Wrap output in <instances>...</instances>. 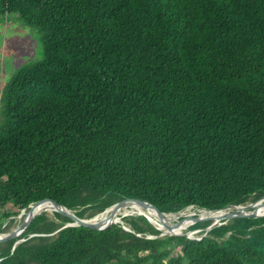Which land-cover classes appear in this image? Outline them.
I'll list each match as a JSON object with an SVG mask.
<instances>
[{
    "label": "trees",
    "instance_id": "trees-1",
    "mask_svg": "<svg viewBox=\"0 0 264 264\" xmlns=\"http://www.w3.org/2000/svg\"><path fill=\"white\" fill-rule=\"evenodd\" d=\"M0 8L42 31L44 49L4 93L0 233L45 198L93 217L126 198L177 212L264 195V0H0ZM54 214L1 242L0 264H264V216L198 239L148 238L161 231L145 215L123 217L131 230H95L62 228L72 219Z\"/></svg>",
    "mask_w": 264,
    "mask_h": 264
},
{
    "label": "water",
    "instance_id": "water-1",
    "mask_svg": "<svg viewBox=\"0 0 264 264\" xmlns=\"http://www.w3.org/2000/svg\"><path fill=\"white\" fill-rule=\"evenodd\" d=\"M263 199H264V195L261 196L256 201H252L250 203L230 204V205H227V206L220 208V209H208L205 207H202V208L199 207L198 209H200V210L202 209V210L213 211V212L214 211H221V210H225V209H228V211L217 219H214L213 217H202L200 215L192 216V217L184 216L182 219L178 220L177 222H175L173 224H169L166 221L167 220L166 219L167 214H181L188 207H193V206H188V207H186L180 211H177V212H164V211L160 210L156 205L152 204L149 201H146L143 199H138V198H126V199L118 201V202L114 203L113 205L107 207L103 212H100L93 217H80L76 214L75 210L68 208L67 206L61 204L60 202H58L54 199L45 198V199L39 200L33 204H30L28 207L23 208L21 210V213H20V217H23L21 223L16 228H14L8 232L0 233V243L22 236L27 231V229L30 226V224L32 223V221L38 215L46 212V211H41V212L35 214L33 211L35 209V207H38L39 205H41L43 203H49L50 208L52 209V212H59V213L65 215V216H68L72 219V221L66 222L62 228L68 227V226H85V227H89V228H92L95 230H104V229L111 227L115 223H120L126 230H131V228H129L125 224L123 218L115 219V216L117 215L118 211L121 210L122 208L127 207L130 204H137V205H140L142 207H146V208H150V209L154 210V212L158 215L159 219L170 230L169 232L163 231V229H161L155 223H153V221L147 215L143 214L149 219V221L152 224H154L161 231L160 234H158V235H148L147 236L148 238H153V237H157V236L181 235V236H185L188 238L200 239L201 237H193V233H195L196 229H192L189 231L176 232V231H174V228H177L181 223H183L188 218H191L193 220V222L212 220V223L205 228L206 230H205L204 235H206L211 229H213L219 225H222L224 223H227L228 221H230L234 218H237V217H251V218L262 217V216H264V213L259 212L257 204L259 202H261ZM108 210H111L109 218H105V219L100 220V221H94V222L91 221L93 218L99 216L100 214H103L104 212H107ZM33 235H37V234H31V236H33ZM24 240H25L24 238L18 239L15 242L13 248H15L18 243H20Z\"/></svg>",
    "mask_w": 264,
    "mask_h": 264
},
{
    "label": "rangeland",
    "instance_id": "rangeland-1",
    "mask_svg": "<svg viewBox=\"0 0 264 264\" xmlns=\"http://www.w3.org/2000/svg\"><path fill=\"white\" fill-rule=\"evenodd\" d=\"M43 57V32L38 28L26 25L17 14L4 13L0 8V126L4 125L7 120L4 93L8 83L22 66L39 62ZM14 211L18 210L14 208ZM20 213L21 211L12 217L15 219L12 223L11 218L5 220V225L11 223L8 231L16 228L21 223L23 217H20ZM46 213L50 218L56 219L54 212L46 211ZM138 215L143 214H130L123 217ZM197 215L199 214L195 216ZM194 223L184 231L192 230ZM205 230L202 228L196 229L193 237H200Z\"/></svg>",
    "mask_w": 264,
    "mask_h": 264
},
{
    "label": "bare ground",
    "instance_id": "bare-ground-1",
    "mask_svg": "<svg viewBox=\"0 0 264 264\" xmlns=\"http://www.w3.org/2000/svg\"><path fill=\"white\" fill-rule=\"evenodd\" d=\"M263 203H264V199L257 204V207H258L260 213H264V204ZM194 210L198 211V214L202 217H213L214 219L219 218L220 216H222L224 213H226L228 211V209H225V210L213 212V211H206V210H202V209L200 210L197 207L193 206V207L187 208L181 214H167V217H166L167 220L166 221L169 224H173L176 222L175 219L177 217L181 216L182 214H184L186 212H190V211H194ZM33 211L35 214H37L41 211H52V209L50 208L49 203H43V204L39 205L38 207H35V209ZM110 211L111 210H108L107 212L100 214L99 216L93 218L91 221L94 222V221L103 220L105 218H109ZM130 214H145L153 221V223H155L158 227L163 229V231H165V232L170 231L167 228V226L159 219L158 215L154 212V210H152L150 208L142 207V206L137 205V204H130L127 207H124L121 210H119L117 215L115 216V219H121L124 215H130ZM193 223H194L193 220L184 221L177 228H174V231H176V232L184 231Z\"/></svg>",
    "mask_w": 264,
    "mask_h": 264
}]
</instances>
